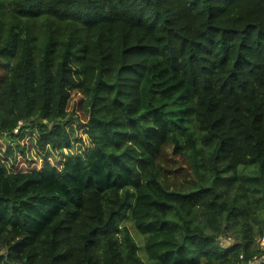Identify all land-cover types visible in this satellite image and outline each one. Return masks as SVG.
<instances>
[{"label":"trees","instance_id":"trees-1","mask_svg":"<svg viewBox=\"0 0 264 264\" xmlns=\"http://www.w3.org/2000/svg\"><path fill=\"white\" fill-rule=\"evenodd\" d=\"M30 133L62 187H0V264H264V0H0L9 160Z\"/></svg>","mask_w":264,"mask_h":264},{"label":"rangeland","instance_id":"rangeland-1","mask_svg":"<svg viewBox=\"0 0 264 264\" xmlns=\"http://www.w3.org/2000/svg\"><path fill=\"white\" fill-rule=\"evenodd\" d=\"M34 136L35 135L31 133L25 136V138L20 143L21 147L25 149V153H26L25 156H22V153L17 151L16 153L17 159L12 160V161L9 160L8 157H6L7 145H6L5 140L0 138V158L4 161V163L6 164L10 172L14 171L16 173H22V172L32 173L36 170H37L36 172H40L39 174H36L35 176L21 175L16 178H11L10 180H4V182H1L0 187L1 186L6 187L7 184L5 182H7L10 185L9 187L10 194L17 193L19 189L23 187V194L25 196L31 195V196L37 197V194L40 192L41 195L48 197L49 195H51V193L56 194L57 190H59V188L62 187L60 183L59 175H56V173L50 167L44 168V165L46 164L47 161H44V158L42 157L38 158L36 156L35 149L33 148V145H31L30 143L31 139H33ZM48 161L49 163L52 162L50 160ZM102 163H99V164L95 162L94 164L91 163L86 166L84 171L85 172L89 170L91 171V169L94 168L96 171L94 172V175H95L97 172L102 171V169L105 168V166H103ZM85 172L83 173V175L85 174ZM74 178H78L79 180H81L80 182L85 184L84 179L80 175L77 176L74 174L70 178V181H69L68 190L70 192H72V190L74 189V183H73ZM125 181H126V178L123 179V182ZM49 207L50 205H48L47 203L42 204V205H35V204L33 205L34 211L31 215V222L33 223V228L38 227L42 218L45 216L46 212L48 211ZM12 208H14V206L5 205L1 209V212H3L7 217L13 216L14 214L11 211ZM25 212L27 215L29 214L27 209H25ZM14 216L17 217L18 215H14ZM129 229H131L132 234L134 235L137 242L142 244L143 240H141V238H139L136 235L135 231L133 230L130 224H129Z\"/></svg>","mask_w":264,"mask_h":264},{"label":"built area","instance_id":"built-area-1","mask_svg":"<svg viewBox=\"0 0 264 264\" xmlns=\"http://www.w3.org/2000/svg\"><path fill=\"white\" fill-rule=\"evenodd\" d=\"M259 244H260V248L264 252V237L260 238ZM240 260H241L240 264H254L253 262H250V261L249 262H244V256L243 255L240 256Z\"/></svg>","mask_w":264,"mask_h":264}]
</instances>
